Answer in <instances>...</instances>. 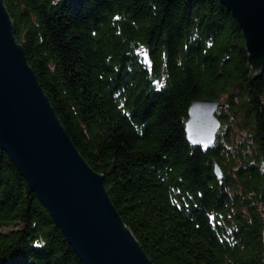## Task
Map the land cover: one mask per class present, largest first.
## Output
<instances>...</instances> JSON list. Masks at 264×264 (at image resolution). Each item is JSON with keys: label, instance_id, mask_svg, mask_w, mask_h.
<instances>
[{"label": "trees", "instance_id": "1", "mask_svg": "<svg viewBox=\"0 0 264 264\" xmlns=\"http://www.w3.org/2000/svg\"><path fill=\"white\" fill-rule=\"evenodd\" d=\"M3 1L60 122L153 264H264V70L249 78L232 14L217 0ZM197 99L227 105L207 149L186 139ZM0 264H82L1 150Z\"/></svg>", "mask_w": 264, "mask_h": 264}, {"label": "water", "instance_id": "2", "mask_svg": "<svg viewBox=\"0 0 264 264\" xmlns=\"http://www.w3.org/2000/svg\"><path fill=\"white\" fill-rule=\"evenodd\" d=\"M242 31L249 78L264 70V0H217ZM145 62L147 55L143 54ZM227 108L197 99L187 110L186 139L203 149L216 140ZM0 150L82 264H153L122 221L94 171L76 149L51 106L24 49L14 36L13 20L0 0ZM214 174L221 177L217 164Z\"/></svg>", "mask_w": 264, "mask_h": 264}, {"label": "rangeland", "instance_id": "3", "mask_svg": "<svg viewBox=\"0 0 264 264\" xmlns=\"http://www.w3.org/2000/svg\"><path fill=\"white\" fill-rule=\"evenodd\" d=\"M263 103H264V98H263ZM233 129H235L234 127H232V129L231 130H233ZM234 131V130H233ZM239 140H240V138L239 137H237Z\"/></svg>", "mask_w": 264, "mask_h": 264}]
</instances>
